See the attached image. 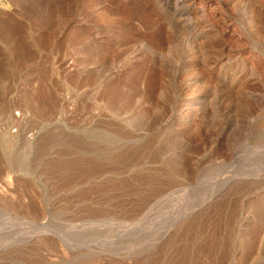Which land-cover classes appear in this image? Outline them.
Returning <instances> with one entry per match:
<instances>
[{"label":"rangeland","instance_id":"374dc122","mask_svg":"<svg viewBox=\"0 0 264 264\" xmlns=\"http://www.w3.org/2000/svg\"><path fill=\"white\" fill-rule=\"evenodd\" d=\"M206 1L0 0V264H264V0Z\"/></svg>","mask_w":264,"mask_h":264},{"label":"bare ground","instance_id":"6f19581e","mask_svg":"<svg viewBox=\"0 0 264 264\" xmlns=\"http://www.w3.org/2000/svg\"><path fill=\"white\" fill-rule=\"evenodd\" d=\"M209 1L210 2L213 1V2L217 3V4H215V6H213L215 8V10L218 8H221V9L224 8L226 6V3H227V0H209ZM156 2H157V5H161V3L166 5V6L165 5L161 6V8H163V7L165 8L164 16L167 19L168 18L174 19L176 24L179 22L185 21V20L187 22H189L185 17V16H187V18L189 17L192 20H194L198 24L199 29H201L202 31H206V28L210 29V28H213V26L215 27V24H214L215 22L212 19V15L210 14V9H209V7H211L212 4H208V2L206 0H156ZM240 7L243 8L241 11L242 14L246 15V16L244 15V17H245V22L247 24L246 25V31H247V33H249L248 37L252 38V33L254 32L253 29H255V27L253 28V24H252V20H251V17L253 15V11L251 10V5L249 4V2H247L245 0H244L243 4L240 2L239 3L237 2V3H234V5H233V8L236 11H238L239 9L241 10ZM182 23H186V22H182ZM173 24L171 23V25H173ZM177 25H178L177 27H179L181 24H177ZM177 27L175 28V30L177 29ZM209 29H207V30L209 31ZM256 29L258 30L259 28H256ZM261 33H262V31H261ZM182 35H183V33H182ZM185 101H187V103H186L187 106L184 110H182L181 107L179 109L177 108L178 111H177V109H175V110L177 112L184 113L183 116H184L185 120H189V119L191 120V119H193L194 110L196 108H194L193 102L191 100H189L188 98ZM182 103H183V101H182Z\"/></svg>","mask_w":264,"mask_h":264}]
</instances>
